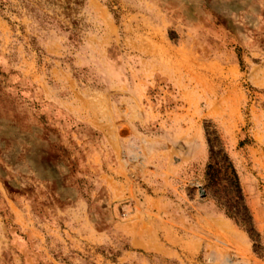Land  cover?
Segmentation results:
<instances>
[{
  "label": "rangeland",
  "instance_id": "1",
  "mask_svg": "<svg viewBox=\"0 0 264 264\" xmlns=\"http://www.w3.org/2000/svg\"><path fill=\"white\" fill-rule=\"evenodd\" d=\"M0 264H264V0H0Z\"/></svg>",
  "mask_w": 264,
  "mask_h": 264
},
{
  "label": "trees",
  "instance_id": "2",
  "mask_svg": "<svg viewBox=\"0 0 264 264\" xmlns=\"http://www.w3.org/2000/svg\"><path fill=\"white\" fill-rule=\"evenodd\" d=\"M213 136L212 140L207 137L210 161L205 170L204 193L215 200L228 218L244 229L254 242V252L258 254L261 249L259 236L238 175L215 131Z\"/></svg>",
  "mask_w": 264,
  "mask_h": 264
}]
</instances>
